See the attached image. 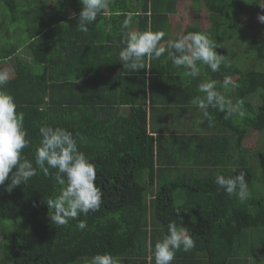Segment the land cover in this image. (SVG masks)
Masks as SVG:
<instances>
[{"label": "trees", "instance_id": "1", "mask_svg": "<svg viewBox=\"0 0 264 264\" xmlns=\"http://www.w3.org/2000/svg\"><path fill=\"white\" fill-rule=\"evenodd\" d=\"M129 1L109 0L111 11H137ZM141 1L143 12L133 16L142 23L145 19L140 30L150 23L168 38L167 14L175 12L176 0ZM192 1L205 6L210 27L189 25L184 35L207 32L229 63L216 72L198 63L199 84L216 80L226 98L243 101L246 116H227L210 106L212 124L206 119L198 124L203 110L192 100L203 93L199 84L192 85L185 90L188 104L182 106V116L187 128L181 131L158 117L148 118L149 90L152 102L168 105L174 99L169 90L174 78L163 81V87L152 78L159 69L155 58H143L139 70L125 66L118 73H101L102 57H119L126 47L123 24L107 28V15L102 14L82 32L80 0H59L49 7L42 0H0V62L12 61L15 69L4 89L24 114L30 142L23 157L37 167L41 126L78 133V149L95 164L103 193L98 211L60 226L51 221L54 210L46 202L62 187L53 179L56 169L46 176L37 167L35 176L10 192L6 180L0 186V264H91L94 256L105 253L114 264H155V244L168 234L170 222L186 228L195 241L191 250L177 251L171 264H264V143L257 152L244 145L253 130L264 140V23L243 25L244 17L263 8L256 0ZM123 13L119 16L126 18ZM61 21L66 23L58 29ZM12 30L20 35L12 36ZM166 63L163 69L176 73L170 58ZM152 64L148 86L145 73ZM236 74L235 86L223 88L224 78ZM117 84L120 91L107 90ZM125 104L131 106L128 116L117 113ZM240 171L246 172L251 192L244 203L215 183L217 174ZM79 221L86 223L85 229L77 228Z\"/></svg>", "mask_w": 264, "mask_h": 264}, {"label": "clouds", "instance_id": "2", "mask_svg": "<svg viewBox=\"0 0 264 264\" xmlns=\"http://www.w3.org/2000/svg\"><path fill=\"white\" fill-rule=\"evenodd\" d=\"M82 9L79 12L80 31L87 32L88 25L97 20V17L105 14L109 8V0H80ZM260 7L264 8V0H256ZM133 13H128L123 21L122 29H127L132 24ZM258 20L264 23V14L258 16ZM166 34L162 31L148 30L126 33V47L119 53V59L124 67L133 70L144 68L143 58H160L166 51L160 46V42ZM218 43L204 31L181 34L177 39L169 43V48L174 49L168 53L173 66L186 69L185 76L197 77L200 74L201 65H206L212 72L218 71L223 64L229 66L227 57L219 54L216 49ZM9 80L7 72H0V186L10 180L7 190L10 192L15 186L26 184L30 178L37 174V167L44 175H49V169H56L53 179L61 187L55 198L46 200L48 207L54 210L50 215L55 225H66L70 220L78 219L83 214L96 212L102 204L103 193L96 183L97 170L91 159L78 149L76 136L73 132L53 126H41L40 146L36 149L35 165L24 158L23 149L29 145L27 131L24 129V114L17 112V104L14 97L4 89ZM233 85L230 77H225L222 87L227 89ZM198 91L203 96H197L192 100L203 110V117L212 124L213 117L208 108H218L227 116H238L243 119L246 110L242 100L235 103L226 98L217 90V81L208 80L198 85ZM202 123L203 121H199ZM238 158V157H237ZM11 174V175H10ZM246 172L240 171L235 176L217 174L215 183L218 190L223 189L229 196H235L241 203L251 197L248 183L245 179ZM66 185V186H65ZM180 209H177L179 212ZM77 228H86L84 221L77 223ZM195 247L194 239L184 227H178L174 222L168 224V234L155 244V264H171L175 254L179 250L185 252ZM91 264H114V258L110 253L97 254L91 260Z\"/></svg>", "mask_w": 264, "mask_h": 264}, {"label": "crops", "instance_id": "3", "mask_svg": "<svg viewBox=\"0 0 264 264\" xmlns=\"http://www.w3.org/2000/svg\"><path fill=\"white\" fill-rule=\"evenodd\" d=\"M43 3H44V6L45 7H49L52 5V3H54L55 1H59V0H50V4L46 5L45 1L46 0H42ZM116 1V0H114ZM131 4H132V7L134 8H137V11L133 12L134 15H140L142 12H143V2L141 0H130L129 1ZM175 12H169L167 14L168 18H169V26H168V29L167 32L168 33V38L166 39H163L161 42H160V46H163L165 47L166 51L165 53L160 57V58H155V62H154V65L156 67H158L159 69H157V72H154V67H153V64L151 65L152 66V69L150 70V67L147 68L146 70V81L148 83V86L149 84L151 83V72H154L153 74H155L154 77L152 78H155L154 81H159V87H160V84L162 85L167 78L169 79V77H172L174 78V81L173 83L171 84L170 87V91L174 97L173 99V103L172 104H168V105H164L162 102L160 103H156V102H152L151 101V90H149V100L148 102H146V108L148 110V118L150 119V117L153 119V118H157L158 117V121H165V123L168 125V126H172V127H175V128H183L181 131H186V126H185V123H184V119H183V116H182V106L183 105H187L188 103H186L187 101L186 100H183V99H186V94H185V90L189 87H191L192 85L193 86H197L200 82V79L197 78V77H188V76H185L184 75V72L186 71V69H184L183 67H180L176 70V73L173 74V72L170 70V68L166 67L165 69H163L165 66H166V61L169 59V55L168 53L170 51H173L174 52V49H171L169 48V43L171 41H174V39H176L177 37H179V35L181 34H184V31L186 29V27L184 28H181V26L179 27L176 23H175V20H173V16L179 11L178 8L182 6L183 3H191L194 7H196L197 9L200 8L198 5H196L195 3H193L192 0H176L175 1ZM148 6L149 8L151 7V2L148 1ZM69 5V8H68V11H69V14L70 15H73V7L71 6L72 4L71 3H68ZM111 2L109 4V8L107 10V12L105 13V15H107V18L104 20L106 21L107 25L105 27L107 28H111L113 27V23H116L119 25V23L123 24V21L125 18H123L122 16H119L121 14H124L123 12L125 13H130L129 11H116V12H113L111 11ZM117 5L114 4V7L116 8V10H119V8L121 7H116ZM148 14H152L151 12V9H149V12ZM115 15H118L119 18L117 20V18L115 19ZM150 20V19H149ZM117 21V22H116ZM150 22V21H148ZM66 23V21H61L59 24H57V28L60 29V26L64 25ZM144 23H145V19H144ZM144 23H142L140 20L138 19H133L132 21V24L129 26V28L125 29V32H124V36L126 38V33L129 32V31H138V32H142L144 30H140L141 29V26L144 25ZM147 30L149 28H151V24L150 23H147ZM152 30V28H151ZM159 30V29H158ZM111 59H108L106 56L102 57V60H101V63L103 64L102 67H101V73H104V74H113V73H118L120 71V69H122V67H124L123 63L119 60V57L118 55H113L112 57H110ZM150 61L148 60L147 62V66L149 65ZM163 69V70H162ZM168 74L170 76H168ZM203 76L205 78H207V76H205L203 74ZM196 84V85H195ZM163 87V85H162ZM107 90H110L112 92H116V91H120L121 90V87L117 84V85H112V86H107ZM170 93V92H169ZM204 94H202L201 96H203ZM96 96V95H95ZM179 105H178V104ZM159 104V105H157ZM190 105V103H189ZM169 106V107H167ZM193 105H190L189 107V112H191V110L193 109L192 108ZM131 111V106L129 104H125V105H121L119 107V110L117 111L118 114H121L122 116H128L129 113ZM153 113V115H152ZM184 114V113H183ZM162 115H167V116H162ZM200 119H204L201 118L200 116L197 117V123H198V120ZM205 120V119H204ZM199 124V123H198ZM156 126V125H155ZM158 127V126H156ZM151 262H149L150 264Z\"/></svg>", "mask_w": 264, "mask_h": 264}, {"label": "rangeland", "instance_id": "4", "mask_svg": "<svg viewBox=\"0 0 264 264\" xmlns=\"http://www.w3.org/2000/svg\"><path fill=\"white\" fill-rule=\"evenodd\" d=\"M50 0H46V5L50 4ZM178 12L173 16V20L175 23L181 28L187 27L189 25H198L201 28H209L210 27V19L209 14L205 6H201L200 9L194 7L190 2L183 3L181 7L178 8ZM260 14H264V8L262 9L261 13L256 14L254 17H244L243 25L246 27L251 26H259L263 23L258 20V16ZM11 35L15 37V35L19 36V30H12ZM12 42L14 44L17 43V39L13 38ZM0 72H7L9 74V79L14 76L15 69H14V62L12 61H5L0 62ZM238 74L232 76V82L237 78ZM261 143H264V140L260 141V133L257 130H253L250 132L245 141L244 145L250 147L254 152H257L259 148H261ZM257 172H260L259 170Z\"/></svg>", "mask_w": 264, "mask_h": 264}]
</instances>
